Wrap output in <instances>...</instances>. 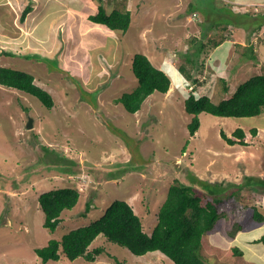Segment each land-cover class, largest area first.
Listing matches in <instances>:
<instances>
[{
    "label": "rangeland",
    "instance_id": "374dc122",
    "mask_svg": "<svg viewBox=\"0 0 264 264\" xmlns=\"http://www.w3.org/2000/svg\"><path fill=\"white\" fill-rule=\"evenodd\" d=\"M49 1L60 2L62 10L49 7L43 12L49 18L27 30L20 16L29 0H0V66L32 73L55 101L47 109L37 98L0 85V264H43L36 248L89 225L115 200L127 201L151 233L175 180L193 187L204 201L224 200L222 217L204 237L201 253L208 264H264V244L254 243L261 245L259 252L252 246L264 235V221L252 216L254 209L264 215V189L246 184L247 177L264 178V112L248 118L201 113L191 137L193 116L184 107L192 87L197 97L218 103L264 74V0ZM101 3L107 12L130 11L125 33L89 20ZM229 8L237 14L230 15ZM52 17L57 23L51 28ZM206 28L210 32L202 36L208 46L193 66L187 61L193 58L192 39L203 40ZM212 40L220 46L214 48ZM138 53L157 68L169 65L160 69L171 87L166 94L154 92L130 114L115 99L138 86L132 71ZM238 128L247 144L228 145L221 132L231 137ZM66 187L77 189L80 200L51 232L43 227L38 198ZM97 247L105 251L94 262L70 261L60 251L59 261L46 264H174L158 251L136 256L104 236L90 249Z\"/></svg>",
    "mask_w": 264,
    "mask_h": 264
},
{
    "label": "trees",
    "instance_id": "16d2710c",
    "mask_svg": "<svg viewBox=\"0 0 264 264\" xmlns=\"http://www.w3.org/2000/svg\"><path fill=\"white\" fill-rule=\"evenodd\" d=\"M194 4L195 2L190 4L189 9H192ZM32 10L33 7L28 4L21 13L20 22L23 23ZM229 13L230 15L237 14L231 9ZM88 18L91 22L105 26L111 31L124 33L129 29L132 20L130 11L113 9L107 12L102 3L98 12ZM243 24L235 23L234 26L242 27ZM229 25H212L211 27L212 29L222 27L223 30H227ZM260 25L261 22L255 24L253 30H259ZM209 32L206 28L201 36L206 33L207 37ZM205 36H202L201 41L192 39L193 58L189 56L187 61L193 66L196 65V60L200 55L206 51L208 43L205 42ZM211 44L217 48L221 42L212 40ZM250 51L253 54V50ZM4 54L13 56L12 53ZM178 69L185 78L195 85L198 84L199 81L194 79L184 66ZM132 71L138 80V86L131 93L115 99V102L122 104L128 113L135 114L154 92L166 94L171 87V80L163 70L155 67L142 53L134 55ZM35 80L36 77L32 73L0 66L1 86L27 93L37 98L47 109H52L55 105L53 96L37 85ZM194 89L195 87H192L193 92L184 102L186 113L193 116L188 124L191 137L199 130L198 115L201 113L223 118H248L259 116L264 112V74L252 76L242 83L229 98L218 103H214L208 96L197 97ZM224 90L226 92L229 89L224 87ZM250 133L256 135L257 129H251ZM221 136L230 146L247 144L246 133L241 128L236 129L231 137L224 132H221ZM67 173L72 175L73 170H68ZM256 183L264 189V178L247 177V185L253 186ZM205 198L199 195L193 187L175 180L168 189L166 200L159 209L158 220L151 233L144 230L141 218L127 201L115 200L97 220L87 226L70 230L60 240H50L46 247L36 248L35 252L43 264L49 261H59L60 251L70 261L83 257L88 262H94L105 250L103 247L90 249V246L99 236H104L109 242L127 248L136 256L158 251L172 260L174 264H208L201 253L204 237L214 229L222 217L221 209L224 200L212 196L211 199L204 201ZM38 200L45 216L43 227L55 232L62 222V213L65 210H72L78 204L80 193L71 187L59 188L42 193ZM90 207L91 204L88 203L86 212L90 210ZM252 216L255 221H264V215L257 209H254ZM253 243H264V235L253 240ZM232 250L236 255L241 254L236 247Z\"/></svg>",
    "mask_w": 264,
    "mask_h": 264
},
{
    "label": "crops",
    "instance_id": "0c3cea01",
    "mask_svg": "<svg viewBox=\"0 0 264 264\" xmlns=\"http://www.w3.org/2000/svg\"><path fill=\"white\" fill-rule=\"evenodd\" d=\"M31 1V2H30ZM57 1V0H56ZM50 1L49 0H29V4L32 6V7H34L33 8V10L28 14L29 15V17H28V15H27V17H26V20L23 22V25H25L26 26V29L28 30V28H29V26H31L32 28L33 27H36L37 28V26H38V23H40L42 20H47L49 17L47 16V14H44L45 12H47V10H48V8L49 7H51V8H54V7H58V5H59V8H60V10H62L61 8L63 7L62 6V4L60 3V2H56L55 4H53V3H49ZM39 6V7H38ZM37 8H39L40 9V11H41V14H40V11L37 9ZM38 10V12L36 13L35 11H37ZM44 12V13H43ZM55 12H58V10H56ZM50 13H52V11L50 12ZM53 13H54V11H53ZM33 15V16H32ZM35 16V19H33V17ZM38 16H40V19L38 20ZM52 16V15H51ZM57 17V16H56ZM53 18L54 17H52V19L50 20V22H49V24H50V27L52 28L53 27V25L52 24H54L55 25V23H57V21H53ZM58 18H59V16H58ZM35 21V22H34ZM30 24V25H29ZM53 38V37H52ZM35 44H36V42H34ZM37 46H39L38 44H37ZM41 51V50H40ZM41 52H43V51H41ZM44 53V52H43ZM46 54H48L47 53V51H46ZM42 56V55H41ZM45 56V55H44ZM47 56V55H46ZM166 65L167 64H165V65H162V67H160V68H165L166 67ZM167 66H169V65H167ZM156 67V66H155ZM159 68V69H160ZM166 69H169V67H166ZM162 70V69H161ZM164 71V70H163ZM237 239H233V242H235ZM254 244V243H253ZM257 244H259V243H257ZM264 244V243H263ZM234 246H240L239 244L238 245H234ZM244 246V245H243ZM253 247L254 246H256V247H258L257 249H256V251H260L262 248H261V245H252ZM233 248H235V247H233ZM247 248V247H246ZM247 249H249V247L247 248ZM252 257L254 258V256L252 255ZM252 257H250V258H248V259H251V260H253V258ZM247 259V258H246Z\"/></svg>",
    "mask_w": 264,
    "mask_h": 264
},
{
    "label": "water",
    "instance_id": "95a60500",
    "mask_svg": "<svg viewBox=\"0 0 264 264\" xmlns=\"http://www.w3.org/2000/svg\"><path fill=\"white\" fill-rule=\"evenodd\" d=\"M31 126H32V121H30V123H29V126H28V127L30 128Z\"/></svg>",
    "mask_w": 264,
    "mask_h": 264
}]
</instances>
